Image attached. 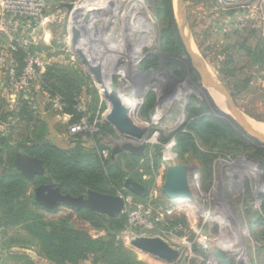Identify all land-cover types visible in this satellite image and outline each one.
Returning <instances> with one entry per match:
<instances>
[{"label":"rangeland","instance_id":"obj_1","mask_svg":"<svg viewBox=\"0 0 264 264\" xmlns=\"http://www.w3.org/2000/svg\"><path fill=\"white\" fill-rule=\"evenodd\" d=\"M110 1L105 11L101 2L88 13H71L62 5L78 6L82 0H53L40 22V38L32 46L46 63L43 76L51 70L48 84L73 95L82 109L77 113L90 117L93 133L68 134L78 118L54 108L49 96L60 95L45 90L47 96L34 89L29 101L9 89L10 101H0V107L4 111L6 104V113L13 116L0 121V135L10 138L16 148L27 140L28 146L43 142L62 150L77 145L88 153L95 149L100 159L117 164L126 180L143 182L150 190L157 181L164 185L169 168L185 167L200 176L204 190L215 188L211 216L221 212L227 217V230L236 243L233 249L221 246V233L210 229L203 218L189 220L182 215L171 224L183 222L191 233L207 235L211 247L227 251V264H264V140L250 129L260 131L233 114L264 127V31L255 22H261L257 13L249 14L251 9L239 5L241 0H182L179 12L180 2L173 0V16L165 15L162 8L160 17L156 0ZM72 29L80 34L76 45ZM79 52L100 66L99 78ZM112 100L130 110V120L144 131L143 139H130L108 122ZM158 109L159 118L153 120ZM126 143L146 144L145 154L113 156V150ZM4 168L0 167V175ZM43 177L50 178L47 172ZM38 184L58 188L52 180ZM38 184H28L27 196L35 199ZM111 188L126 200L118 214L126 217L129 203L138 197ZM92 192L86 190L78 197L88 198ZM36 212L47 221H64L93 239L119 242L141 262L124 232L94 227L82 210L61 206L56 213ZM14 240L24 245L9 249ZM16 253L38 262L46 260L21 228L0 230V263L24 264L15 258ZM98 262L99 256H91L81 264Z\"/></svg>","mask_w":264,"mask_h":264},{"label":"trees","instance_id":"obj_2","mask_svg":"<svg viewBox=\"0 0 264 264\" xmlns=\"http://www.w3.org/2000/svg\"><path fill=\"white\" fill-rule=\"evenodd\" d=\"M156 1L158 16L162 17V8L165 15L173 16V0ZM176 33L178 34V31ZM17 60L20 63V68H22L23 53L21 51L17 53ZM50 71V69L47 70L43 78L45 89L51 95H60L67 104L64 111H69L72 119L77 117L80 120L82 115L77 113L75 107L78 103L74 101L73 95L57 88L56 90L52 89L48 84L47 75ZM0 101L6 103V100L0 99ZM4 105V111L0 107V121L13 116V113H6V104ZM197 123L199 124V122ZM29 143L26 140L24 145L16 148L11 145L10 138L0 135V167L6 166L0 175V230L21 228L40 247V254L53 264H81L91 256H99L100 262L98 263L100 264H144L137 262L132 255L125 252L119 242L96 240L85 232L74 230L64 221L51 222L45 220L42 215L37 214V210H44L49 213H56L58 210L49 211L26 194L28 184H47L49 180L54 181L62 193L73 197L80 196L86 190L115 195V189L112 190L111 185L128 194L129 192L124 190L126 176L119 166L115 165L111 159L107 161L100 159L95 149L88 153L79 145L68 150H62L50 144L45 145L43 142L33 146H28ZM20 150L31 157L44 161L46 172L50 178L36 177L34 180H30L24 177L14 166V160ZM137 182L141 183L140 181ZM141 184L148 191L150 190L149 185L143 182ZM138 198L144 199L145 197ZM251 210L249 212L258 216L257 212ZM82 211L86 213L84 219L96 228H106L108 231L117 234L124 232L127 227V217L123 215L110 217L89 209ZM12 242L8 247L9 249L24 245L23 242L17 240ZM14 256L23 261L24 264H37L24 254L16 253Z\"/></svg>","mask_w":264,"mask_h":264},{"label":"built area","instance_id":"obj_3","mask_svg":"<svg viewBox=\"0 0 264 264\" xmlns=\"http://www.w3.org/2000/svg\"><path fill=\"white\" fill-rule=\"evenodd\" d=\"M52 2L53 0H0V66L5 67L7 87L23 94L29 101H33L34 98L30 95L32 90L36 89L43 93L46 90L43 82L46 63L33 51L34 44L31 40L37 38L40 22L51 8ZM241 3L251 9L249 14H252V10L257 13L261 22L257 20L255 22L258 23L259 28L263 26L264 31V0H241L239 5ZM19 51L23 53L22 68L17 60ZM44 94L49 96V93ZM49 99L54 108L61 112L67 108L61 97L49 96ZM75 108L79 112L82 111L79 104ZM89 133H93L91 120L84 113L81 119L70 125L68 129V134L72 137ZM103 154L106 156V152ZM189 179L192 194L185 200L168 199L163 193V183L157 181L144 199L137 198L136 201L130 202L125 210L127 227L124 234L130 244L140 237L160 238L177 251L174 259L165 261L131 246L138 260L144 264H225L215 257L214 252L217 249L224 254L225 262L228 261L227 251L220 246L211 247L207 235L201 236L199 232L191 233L183 222L171 225L174 217L182 218V215L187 216L189 220L203 218L204 224L209 222L210 229L216 228L221 233L220 237H223L219 240L221 246L228 249H233L235 246V236L227 230V217L221 212L211 216L215 188L204 190L198 174L190 172ZM124 201L126 204V200ZM237 264L247 263L239 261Z\"/></svg>","mask_w":264,"mask_h":264},{"label":"water","instance_id":"obj_4","mask_svg":"<svg viewBox=\"0 0 264 264\" xmlns=\"http://www.w3.org/2000/svg\"><path fill=\"white\" fill-rule=\"evenodd\" d=\"M98 0H82L80 5L90 6L94 5ZM104 9L109 0H105ZM180 5L178 11L182 9V0H179ZM62 7L68 9L69 12H74L76 9L75 4H63ZM73 44L76 45L79 40V31L72 29ZM81 53V52H79ZM82 61L91 73L96 78H99L100 66L90 61L86 56L80 54ZM111 109L108 113L107 120L114 126V128L122 135L133 139H143L144 131L130 120V110L119 104L118 101H111ZM237 120L252 127V124L245 117L234 112ZM255 129V128H254ZM146 144L134 145L126 143L121 148L113 150V156L119 153L127 152L133 156L142 157L145 154ZM15 168L27 179L34 180L36 177H42L46 174L44 161L31 157L28 154L19 152L14 160ZM190 171L182 166L171 167L167 170L165 182L163 185L164 195L173 201L185 200L191 197V186L189 179ZM125 190L132 193L137 197H146L148 195L147 188L132 179H127L124 183ZM35 201L41 207L49 210L56 211L61 206H66L76 210L89 209L98 214L113 217L120 214L124 209V200L117 195H106L98 192H92L88 198L73 197L68 194L62 193L59 188H50L46 185H39L35 190ZM131 246L136 249L143 250L151 255L165 261H170L177 256V251L174 250L166 241L160 238L140 237L132 241ZM215 257L219 262L225 263L224 254L221 250L217 249L214 252Z\"/></svg>","mask_w":264,"mask_h":264},{"label":"bare ground","instance_id":"obj_5","mask_svg":"<svg viewBox=\"0 0 264 264\" xmlns=\"http://www.w3.org/2000/svg\"><path fill=\"white\" fill-rule=\"evenodd\" d=\"M101 2H103L102 5H101V10H102V11L108 10V9L110 8L111 3H112V1L109 0L108 5L103 9L102 6L105 5L106 2L103 1V0H98V1H97L94 5H92V6H90L89 4H87V5H78V6H76V9L74 10V12L76 11V12H81V13H88V12H90L94 7H96L98 4H100ZM72 13H73V12H72ZM209 77H210V76H209ZM216 93H217V92H216ZM219 95H220V94H219ZM220 97H221V102H220V103L222 104V102H223V96L220 95ZM224 97H226V96H224ZM229 102H230V101H229ZM160 113H161V110L158 109L157 112L155 113V115L153 116V120L158 119ZM248 121L250 122V124H252V126H253L257 131H260V132H256V131H254L253 129H250V131H251L253 134H255L256 137H258L259 139L264 140V127H263L262 125L258 124V123H255V122L249 120V119H248Z\"/></svg>","mask_w":264,"mask_h":264},{"label":"crops","instance_id":"obj_6","mask_svg":"<svg viewBox=\"0 0 264 264\" xmlns=\"http://www.w3.org/2000/svg\"><path fill=\"white\" fill-rule=\"evenodd\" d=\"M40 31V30H39ZM38 37L35 38V39H32L31 42L33 44H36L37 43V40H38ZM10 93L9 92V88L7 87V77H6V72H5V69H2V67H0V99L2 100H6V101H10ZM35 261V260H34ZM37 264H53L51 263L50 261L48 260H40L39 262L36 260L35 261ZM88 263V262H86ZM1 264V263H0Z\"/></svg>","mask_w":264,"mask_h":264}]
</instances>
